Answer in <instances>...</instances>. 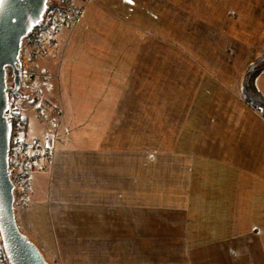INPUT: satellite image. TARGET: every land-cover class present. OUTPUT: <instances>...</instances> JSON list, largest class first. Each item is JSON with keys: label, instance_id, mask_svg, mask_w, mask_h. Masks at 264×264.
I'll return each instance as SVG.
<instances>
[{"label": "crops", "instance_id": "0c3cea01", "mask_svg": "<svg viewBox=\"0 0 264 264\" xmlns=\"http://www.w3.org/2000/svg\"><path fill=\"white\" fill-rule=\"evenodd\" d=\"M110 1L126 11L125 15H109L114 17L116 26L136 30L137 35L142 25L147 32L155 10L146 6L149 9H145L144 23L140 20L138 3L149 4L151 0ZM163 2L171 3L170 0ZM88 6L82 17L93 7ZM91 42L80 18L73 27L57 33L40 62L41 67H47L55 75L61 102L60 126L67 131L64 138L48 142L55 149L50 174L55 187L51 189L50 200L47 197L44 202L36 196L37 184L49 174L35 173L32 201L20 210L25 224L41 229L38 220L45 216L50 237L48 246L52 253L60 255L64 264H73L75 258H83L84 264H153L149 261L151 251L165 242L180 246V241L186 246L190 264H264V191L250 187L259 173L235 169L239 166L233 164L218 176L231 173L230 178L238 176L243 184L235 187L226 183L215 188L207 180L214 174L210 163H201L202 169L190 173L186 154H177L173 159L178 161V166L175 162L171 167L179 168L182 173L170 185L175 189L166 193L163 188L156 191L155 166L149 162L156 163L157 159L153 149L148 148L149 137L141 136L139 131L143 109L140 104H119L120 100L113 99L115 89L108 88V80L99 81L100 68L106 63L95 56L97 50L93 59ZM92 46L98 48L97 44ZM82 115H95V124H98L97 115H107V122L100 127L105 131L103 137L82 138L81 131L90 129ZM252 117L254 123L242 132L258 134L257 124L263 116L248 105L243 122L248 124ZM84 120L89 122L91 118L84 117ZM236 142L244 145L245 140L240 138ZM236 142L226 141L227 153L236 151L243 155V149L233 147ZM171 158V151L162 152V169ZM204 159L202 156V162ZM157 194L164 195V202L156 198ZM178 195L180 199L172 200V196ZM151 203L158 206H149ZM17 222L23 228L24 224ZM230 226L233 233L228 232ZM219 231L227 234L220 237Z\"/></svg>", "mask_w": 264, "mask_h": 264}, {"label": "rangeland", "instance_id": "374dc122", "mask_svg": "<svg viewBox=\"0 0 264 264\" xmlns=\"http://www.w3.org/2000/svg\"><path fill=\"white\" fill-rule=\"evenodd\" d=\"M57 1L52 0L51 3ZM78 1L83 3L79 19L86 26L87 40L92 41L93 59L97 57L106 63L100 68L99 81L104 83L108 80V88L115 89L113 99L120 100L119 104H140L143 109L139 131L141 136L149 137L148 148L153 149L152 154L157 159L156 163L149 162L155 166L156 191L163 188L166 193L175 189L170 185L182 173L179 168L171 167L175 162L178 166V161L173 159L177 154H186L190 173L194 169H202L199 166L201 163H210L214 174L207 180L211 187H223L226 183L240 187L243 183L238 176L230 178L231 173L227 172L225 177L218 176L225 168L228 171L235 164L239 166L235 169L259 173L253 178L250 187L264 191V116L261 114L263 120L257 124L260 129L256 131L258 134L253 131L249 134L242 132L244 127L248 128L249 124L254 123L255 118L252 117L248 124L243 122L249 104L243 98L241 84L249 67L247 65L264 56V0H170L169 5L163 2L167 0H151L149 4L139 2L142 22L145 23V9H149L146 6L155 10V17L148 22L147 32L140 25L137 35L136 30L119 28L114 17H109L126 13L115 2ZM87 5L93 7L82 17ZM16 12L23 15L21 9ZM94 44L98 45L97 49L92 46ZM47 51L42 58L38 57L34 70L43 68L40 62L46 57ZM59 57L60 54L57 64L60 62ZM46 72L49 73L48 70ZM52 75L50 80L53 87L41 92L40 107L55 121V127L51 129L44 119L33 112L25 113V136L42 144L64 138L67 131L62 124L60 126L61 110L51 112L47 107V94L55 90L58 93L55 75ZM256 85L264 90V69L257 76ZM121 96L123 98L118 99ZM110 101L113 100L110 98ZM245 103L248 105L243 106ZM112 105L116 104L112 102ZM82 116L85 124L90 127L81 131L82 138L103 137L105 131L100 127L101 123L107 122V115H97L98 124H95V115ZM84 117H90L91 120L87 122ZM74 136L77 137L76 134ZM45 138L48 141H44ZM240 138L245 140L244 145L236 142ZM227 140L236 142L235 146H231L243 149L244 154H236V151L227 153ZM164 151H171L172 158L162 169ZM202 156L205 157L204 162ZM54 161L55 158L49 172H40L49 175L36 186V196L44 199V202L47 197L50 200L51 189L55 187L53 175L50 177ZM157 195L156 198L164 202V195ZM178 199L179 195L172 196V200ZM149 206L156 207L158 204L151 203ZM191 212L194 216L195 212ZM15 216L24 224L23 228L20 227L21 231L41 250L49 264H57L59 259L63 262L60 255L52 253L48 246L50 237L45 216L42 215L38 220L41 229L26 225L22 211L17 210ZM223 226L226 228L225 224ZM230 228L228 232L233 233ZM224 234L227 231L218 232L220 237ZM191 239L195 242L194 238ZM181 243L176 247L167 242L161 243L158 249L149 253L152 254L150 263L190 264L186 257V246ZM72 261L73 264H84L83 258ZM94 261L98 262V258Z\"/></svg>", "mask_w": 264, "mask_h": 264}, {"label": "built area", "instance_id": "2783aa9c", "mask_svg": "<svg viewBox=\"0 0 264 264\" xmlns=\"http://www.w3.org/2000/svg\"><path fill=\"white\" fill-rule=\"evenodd\" d=\"M60 1V2H59ZM85 1V0H84ZM83 5L78 0H58L50 3L44 16L24 38L22 43V63L17 92L9 90L8 109L5 117L11 123V133L8 149V168L13 184V208L15 212L26 208L32 201V178L37 172H49L55 158V149L51 144H42L40 141L25 136V113L33 112L44 119L50 128L56 123L48 117L42 109L40 94L43 89L51 90L52 73L45 68L34 70L37 59L42 58L47 51L48 44L52 43L54 33L65 27H73L83 11ZM23 38V39H24ZM38 96V97H37ZM0 264H11L5 249L0 229ZM57 264H63L61 259Z\"/></svg>", "mask_w": 264, "mask_h": 264}, {"label": "water", "instance_id": "95a60500", "mask_svg": "<svg viewBox=\"0 0 264 264\" xmlns=\"http://www.w3.org/2000/svg\"><path fill=\"white\" fill-rule=\"evenodd\" d=\"M0 0V229L11 264H49L41 250L21 231L13 208L14 188L8 168L11 123L6 119L9 90L8 68L12 69L17 92L20 50L23 38L40 22L41 0ZM17 5L19 7H17ZM21 9L20 12H16ZM16 16L19 18L16 19Z\"/></svg>", "mask_w": 264, "mask_h": 264}, {"label": "trees", "instance_id": "16d2710c", "mask_svg": "<svg viewBox=\"0 0 264 264\" xmlns=\"http://www.w3.org/2000/svg\"><path fill=\"white\" fill-rule=\"evenodd\" d=\"M79 3L83 5V3L81 2ZM61 30H59L58 32H60ZM57 33H54L53 39L56 38ZM51 44L52 43H50V45ZM22 59L23 57H22V52H21L20 53V64L22 63ZM247 66L249 67L247 68V71L241 80L243 98L251 107L256 109L260 114L264 116V90H260L258 86L256 85V78L259 75V73L262 71V69H264V56L257 58L256 60L252 61V63ZM7 82L9 85L13 83V74H12L11 68H8V71H7ZM59 99L60 98L58 96L57 91L47 94L46 103H47V107L50 109L51 112H55V111L58 112L59 110H61V102Z\"/></svg>", "mask_w": 264, "mask_h": 264}, {"label": "flooded vegetation", "instance_id": "af4514ba", "mask_svg": "<svg viewBox=\"0 0 264 264\" xmlns=\"http://www.w3.org/2000/svg\"><path fill=\"white\" fill-rule=\"evenodd\" d=\"M19 1H22V0H18V2H17V4H19ZM52 0H41V8L44 10H46V8L48 7V5L50 4V2H51ZM17 7H19L18 5H17ZM44 13L45 12H43L42 13V18H43V15H44ZM19 17L18 16H16V19H18ZM42 20V19H41ZM40 20V21H41ZM20 52H21V50H20ZM21 65V64H20ZM11 87V86H10Z\"/></svg>", "mask_w": 264, "mask_h": 264}, {"label": "snow or ice", "instance_id": "6c2138e0", "mask_svg": "<svg viewBox=\"0 0 264 264\" xmlns=\"http://www.w3.org/2000/svg\"><path fill=\"white\" fill-rule=\"evenodd\" d=\"M129 3H132V0H128Z\"/></svg>", "mask_w": 264, "mask_h": 264}, {"label": "clouds", "instance_id": "9594fccd", "mask_svg": "<svg viewBox=\"0 0 264 264\" xmlns=\"http://www.w3.org/2000/svg\"><path fill=\"white\" fill-rule=\"evenodd\" d=\"M13 84H14V82H13ZM9 85V84H8Z\"/></svg>", "mask_w": 264, "mask_h": 264}]
</instances>
